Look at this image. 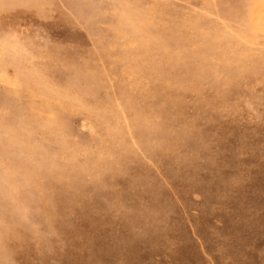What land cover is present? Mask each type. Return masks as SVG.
I'll return each instance as SVG.
<instances>
[{"label": "rangeland", "instance_id": "1", "mask_svg": "<svg viewBox=\"0 0 264 264\" xmlns=\"http://www.w3.org/2000/svg\"><path fill=\"white\" fill-rule=\"evenodd\" d=\"M0 264H264V0H0Z\"/></svg>", "mask_w": 264, "mask_h": 264}]
</instances>
